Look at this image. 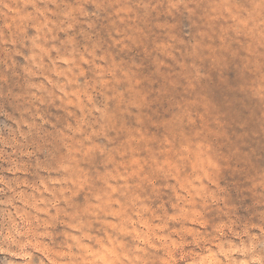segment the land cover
Returning a JSON list of instances; mask_svg holds the SVG:
<instances>
[{
  "label": "rangeland",
  "instance_id": "374dc122",
  "mask_svg": "<svg viewBox=\"0 0 264 264\" xmlns=\"http://www.w3.org/2000/svg\"><path fill=\"white\" fill-rule=\"evenodd\" d=\"M0 264H264V0H0Z\"/></svg>",
  "mask_w": 264,
  "mask_h": 264
}]
</instances>
